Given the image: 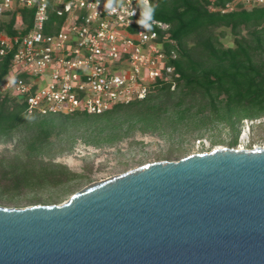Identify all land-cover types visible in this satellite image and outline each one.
Instances as JSON below:
<instances>
[{
  "label": "water",
  "instance_id": "obj_1",
  "mask_svg": "<svg viewBox=\"0 0 264 264\" xmlns=\"http://www.w3.org/2000/svg\"><path fill=\"white\" fill-rule=\"evenodd\" d=\"M0 264H264V146L147 163L0 207Z\"/></svg>",
  "mask_w": 264,
  "mask_h": 264
},
{
  "label": "built area",
  "instance_id": "obj_2",
  "mask_svg": "<svg viewBox=\"0 0 264 264\" xmlns=\"http://www.w3.org/2000/svg\"><path fill=\"white\" fill-rule=\"evenodd\" d=\"M156 1L147 0L150 7ZM107 2L0 0V58L11 56L3 96L29 117H51L99 115L162 87L176 90L178 44L170 25L151 16L147 26L137 24L142 0H111L116 12ZM239 4L264 7V0H235L226 11ZM24 11L33 12L31 21Z\"/></svg>",
  "mask_w": 264,
  "mask_h": 264
},
{
  "label": "trees",
  "instance_id": "obj_3",
  "mask_svg": "<svg viewBox=\"0 0 264 264\" xmlns=\"http://www.w3.org/2000/svg\"><path fill=\"white\" fill-rule=\"evenodd\" d=\"M234 1L157 0L152 6L150 16L170 25L171 37L178 44V58L171 63L180 75L176 90L162 87L144 100L117 105L99 115L51 117L27 116L22 105L0 90V138L29 127L32 137L26 147L39 152L59 127L72 124L112 144L139 124L143 132L157 130L164 113L180 125H222L234 133L228 146L234 148L242 122L264 117V7L239 4L226 11ZM32 16L33 12H23L25 20L31 21ZM217 29H230L236 46L224 48ZM10 65L11 56L0 58V86ZM95 137L91 142L99 143ZM23 176L27 180L30 173Z\"/></svg>",
  "mask_w": 264,
  "mask_h": 264
},
{
  "label": "rangeland",
  "instance_id": "obj_4",
  "mask_svg": "<svg viewBox=\"0 0 264 264\" xmlns=\"http://www.w3.org/2000/svg\"><path fill=\"white\" fill-rule=\"evenodd\" d=\"M216 35L224 48L236 46L230 29H217ZM242 35L247 36V31L243 30ZM188 124L180 125L171 115L163 113L157 130L143 132L139 124L112 144L102 142L95 137L96 133L91 134L81 125L67 124L59 127L39 152H31L26 147L32 131L24 127L0 138V207L62 205L94 183L147 163L179 161L192 154L228 147L234 137V133L222 125L207 124L197 128ZM126 129L127 124L123 132ZM239 129L235 149L264 146V117L244 120ZM94 137L101 141L92 143ZM25 172L30 173L27 180L23 176Z\"/></svg>",
  "mask_w": 264,
  "mask_h": 264
},
{
  "label": "clouds",
  "instance_id": "obj_5",
  "mask_svg": "<svg viewBox=\"0 0 264 264\" xmlns=\"http://www.w3.org/2000/svg\"><path fill=\"white\" fill-rule=\"evenodd\" d=\"M142 3H143V10L141 11L142 19L136 21V23L141 24V25H145V20L150 18V15L153 11V8L148 5L147 0H142ZM105 7L111 9L112 12H116V8L112 7L111 0H108V2L105 4ZM117 7H119L121 11H124V7L122 5H120L119 3L117 4ZM131 14H134V13H130V15ZM156 23H159V22H156ZM145 26H147V25H145Z\"/></svg>",
  "mask_w": 264,
  "mask_h": 264
},
{
  "label": "bare ground",
  "instance_id": "obj_6",
  "mask_svg": "<svg viewBox=\"0 0 264 264\" xmlns=\"http://www.w3.org/2000/svg\"><path fill=\"white\" fill-rule=\"evenodd\" d=\"M243 138H244V135L241 136V139H243Z\"/></svg>",
  "mask_w": 264,
  "mask_h": 264
}]
</instances>
